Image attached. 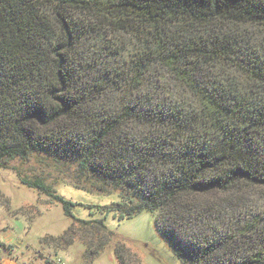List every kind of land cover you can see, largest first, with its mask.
<instances>
[{
  "label": "trees",
  "instance_id": "obj_1",
  "mask_svg": "<svg viewBox=\"0 0 264 264\" xmlns=\"http://www.w3.org/2000/svg\"><path fill=\"white\" fill-rule=\"evenodd\" d=\"M38 152L120 194L83 219L20 177L102 232L91 260L152 210L183 264H264V0H0V166Z\"/></svg>",
  "mask_w": 264,
  "mask_h": 264
},
{
  "label": "rangeland",
  "instance_id": "obj_2",
  "mask_svg": "<svg viewBox=\"0 0 264 264\" xmlns=\"http://www.w3.org/2000/svg\"><path fill=\"white\" fill-rule=\"evenodd\" d=\"M75 175L76 168L70 162H56L43 152L26 159H9L0 166V243L6 245L0 253V264H121L111 246L91 260L87 245L98 243L102 232L79 228L57 200L20 178L42 177L54 192L77 203L73 213L83 219L103 217L100 206L120 199L118 191L83 188ZM104 220L117 240L126 245L128 264H183L161 236L155 211L142 210L122 219L111 211ZM73 222L77 229L74 240H59Z\"/></svg>",
  "mask_w": 264,
  "mask_h": 264
}]
</instances>
